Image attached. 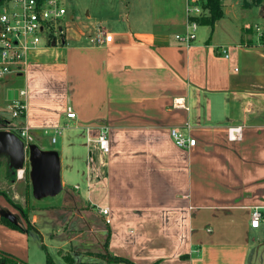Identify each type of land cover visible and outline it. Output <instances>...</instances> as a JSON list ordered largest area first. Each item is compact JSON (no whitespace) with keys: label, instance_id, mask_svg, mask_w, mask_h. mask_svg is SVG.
I'll list each match as a JSON object with an SVG mask.
<instances>
[{"label":"crops","instance_id":"crops-1","mask_svg":"<svg viewBox=\"0 0 264 264\" xmlns=\"http://www.w3.org/2000/svg\"><path fill=\"white\" fill-rule=\"evenodd\" d=\"M70 1L63 42L31 51L24 73L0 80V110L20 99L4 88L22 77L15 127L41 149L56 135L58 153L76 148L67 167L83 184L58 205L31 206L18 198L20 173L8 183L26 219L0 194V264H46L47 254L55 264L96 262L104 243L135 264H264V219L250 225L254 208L264 216L262 0H221L222 16L197 25L188 45L176 39L190 30L185 0ZM100 31L106 44L95 43ZM172 127L195 144L175 146ZM101 131L108 152L95 142ZM36 209L52 212L49 245Z\"/></svg>","mask_w":264,"mask_h":264},{"label":"built area","instance_id":"built-area-1","mask_svg":"<svg viewBox=\"0 0 264 264\" xmlns=\"http://www.w3.org/2000/svg\"><path fill=\"white\" fill-rule=\"evenodd\" d=\"M200 1L185 0L190 30L185 34L176 35V39L186 45L194 40L195 29L198 25L197 22L190 19L199 17L203 13ZM64 2L65 0H0V80L9 75L24 73L31 51L51 45L52 42L55 44L63 42L67 21V9ZM43 38L44 41H42ZM94 40L98 45L106 44L111 40V35L100 31ZM221 53L225 58L228 57L226 50L221 49ZM25 94L24 89H19L20 99H14L8 103L7 108L11 112L12 119L25 114L26 104L23 100ZM65 114L68 118L75 117V113L69 105L66 106ZM6 130L16 133L25 145L30 143L27 127L11 126ZM239 135L238 127L230 128L228 131L230 139H237ZM169 136L174 145L179 148H188L195 144V139L178 127L170 128ZM54 140L53 137L52 142ZM95 142L101 151H109V142L105 131L99 133ZM100 212L107 215V209H101ZM250 217V225L253 228L258 227L260 221L264 219L259 208H254ZM105 222L109 223L107 217H105Z\"/></svg>","mask_w":264,"mask_h":264},{"label":"water","instance_id":"water-1","mask_svg":"<svg viewBox=\"0 0 264 264\" xmlns=\"http://www.w3.org/2000/svg\"><path fill=\"white\" fill-rule=\"evenodd\" d=\"M0 156L6 159L13 174H18L25 163L28 164L31 194L35 199L54 197L61 192V163L56 150L41 149L31 142L25 145L13 131L0 129Z\"/></svg>","mask_w":264,"mask_h":264},{"label":"rangeland","instance_id":"rangeland-1","mask_svg":"<svg viewBox=\"0 0 264 264\" xmlns=\"http://www.w3.org/2000/svg\"><path fill=\"white\" fill-rule=\"evenodd\" d=\"M83 3H95L96 0H82ZM101 2H104L105 0H100ZM256 4V1L255 3ZM262 4H264V0H262ZM64 6L67 9V12L70 11L71 9V1L70 0H65L64 2ZM256 6V5H255ZM254 23H252L253 25ZM264 24V23H262ZM199 28H197L198 31ZM45 39L43 38L42 41H44ZM56 45H61V44H56ZM30 54V53H29ZM8 79V78H7ZM6 79V80H7ZM22 77L20 79H17V82L14 83H6V86L4 88V91H6L5 94H7L9 97H13L16 96L18 93L19 88L23 87V81H22ZM1 103V102H0ZM3 104V103H2ZM10 111L7 109L4 110H0V129H7L11 126H16V124L14 123V119H11L10 116ZM44 139H47L50 143V137L49 136H44ZM55 138L57 139L56 143H50V145H48L49 147H51L52 149H57L58 150V146H59V135H56ZM65 153H61L59 151V157H60V163L62 164V159L64 161V163L62 164V171H63V175L69 177L67 181V183H64L63 185V189L61 190V192L59 194H57L54 197H46L40 200L35 199L32 194H31V188H30V182H29V178H28V171H29V167L28 164L25 163L23 170L21 171L19 177L22 181V187L20 189H18L19 193V200H21L23 202L24 199H28L29 203L31 204V206H44V205H58L59 203H61V200L64 198L65 193L67 190H72V186L74 185L75 181H81L82 179L79 178L78 176L75 175L74 171L70 172V168L67 167V163L72 164V160H74V156L78 155V151L76 150V148H67L64 151ZM61 154L63 155V158L61 157ZM3 156H0V182L6 184L7 183V188L6 189H2V191H12V188H8V183L14 181L16 179V177L18 176V174H13L12 170H9L7 165H3L1 162V158ZM72 158V159H71ZM2 164V165H1ZM78 166V165H77ZM60 172H61V167H60ZM61 175V173H60ZM5 180L7 182H5ZM26 184V190L23 187ZM81 184H83V181H81ZM85 188V187H84ZM82 189V188H81ZM1 190V189H0ZM83 193V196H85V191L83 192L82 190H80V193ZM36 214L37 216H39V222L37 223L36 227L40 228L42 230V233L44 235V242L46 245H49L51 238L49 234L52 232L51 227L44 223V217L46 215H51L52 212L47 213L48 211H44L43 209H36ZM54 218V217H52ZM55 220V219H54ZM55 224H59V221L55 220ZM49 229V230H48ZM33 235V231H31V234ZM51 235V234H50ZM256 240V239H255ZM48 251L54 256L55 254L53 252H51V249L48 247ZM97 258V257H96ZM72 263L75 261L74 258H71ZM74 264H76L74 262Z\"/></svg>","mask_w":264,"mask_h":264},{"label":"trees","instance_id":"trees-1","mask_svg":"<svg viewBox=\"0 0 264 264\" xmlns=\"http://www.w3.org/2000/svg\"><path fill=\"white\" fill-rule=\"evenodd\" d=\"M200 5L203 11L206 12V14H202L199 17H192L190 20H194L195 22H197L198 25H204V24H209L212 25L217 19H219L222 16V9H221V0H201L200 1ZM10 170V169H9ZM0 194L3 195L8 202H10L12 204V206H14V208H16L23 217H25L26 219V214L25 211L23 210V208L19 205L14 203L5 193V191L0 190ZM107 246L106 243H104V251L101 253H98L96 255L97 258L100 259V261H96V262H79L77 264H111L113 262H121V263H125V264H135L132 261L123 258V257H116V256H112L110 255L106 250ZM1 255H3L2 253H0ZM4 257V262L3 264H24L20 261H17L15 259H12L10 257ZM72 257H68L67 258V262L68 264H74V262L72 263L71 260ZM46 264H55L54 261L52 260V258L47 254L46 255Z\"/></svg>","mask_w":264,"mask_h":264},{"label":"bare ground","instance_id":"bare-ground-1","mask_svg":"<svg viewBox=\"0 0 264 264\" xmlns=\"http://www.w3.org/2000/svg\"><path fill=\"white\" fill-rule=\"evenodd\" d=\"M19 173H21V171H19Z\"/></svg>","mask_w":264,"mask_h":264}]
</instances>
